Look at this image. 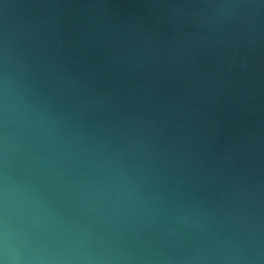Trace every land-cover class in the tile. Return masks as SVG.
I'll list each match as a JSON object with an SVG mask.
<instances>
[{"label":"water","instance_id":"1","mask_svg":"<svg viewBox=\"0 0 264 264\" xmlns=\"http://www.w3.org/2000/svg\"><path fill=\"white\" fill-rule=\"evenodd\" d=\"M0 264H264V0H0Z\"/></svg>","mask_w":264,"mask_h":264}]
</instances>
